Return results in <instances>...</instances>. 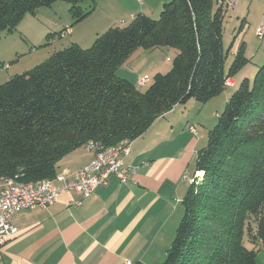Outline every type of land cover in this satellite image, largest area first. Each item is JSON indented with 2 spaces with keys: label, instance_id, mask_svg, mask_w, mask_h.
Listing matches in <instances>:
<instances>
[{
  "label": "trees",
  "instance_id": "trees-1",
  "mask_svg": "<svg viewBox=\"0 0 264 264\" xmlns=\"http://www.w3.org/2000/svg\"><path fill=\"white\" fill-rule=\"evenodd\" d=\"M90 1L0 0V34L56 2L70 5L78 22L90 13L79 4ZM226 2L167 0L157 18L131 14L129 24L110 28L90 48L71 44L10 77L0 85V176L54 179L58 163L90 142H133L178 104L204 103L224 91L249 62L241 46L225 69ZM162 47L177 53L170 70L155 74L145 90L116 75L134 50ZM195 172L201 178L182 199L162 264H257L249 247L259 244L264 252V63L228 98L197 153Z\"/></svg>",
  "mask_w": 264,
  "mask_h": 264
},
{
  "label": "crops",
  "instance_id": "crops-1",
  "mask_svg": "<svg viewBox=\"0 0 264 264\" xmlns=\"http://www.w3.org/2000/svg\"><path fill=\"white\" fill-rule=\"evenodd\" d=\"M146 11L140 13L148 15ZM229 80L235 87L236 82ZM174 108L132 142L124 164L139 169L128 183L109 175L87 199L68 191L47 209L16 213L12 223L17 233L0 247V264L163 263L160 249L173 239L175 207L190 184L201 178L195 165L189 175L198 151L204 148L189 131L193 124L186 116L180 120ZM92 156L85 148L67 154L58 163L56 175L65 173L71 182ZM77 201L80 206H74Z\"/></svg>",
  "mask_w": 264,
  "mask_h": 264
},
{
  "label": "rangeland",
  "instance_id": "rangeland-1",
  "mask_svg": "<svg viewBox=\"0 0 264 264\" xmlns=\"http://www.w3.org/2000/svg\"><path fill=\"white\" fill-rule=\"evenodd\" d=\"M166 1L95 0L83 2L79 4L82 11H90V13L78 22H75L69 11L70 5L65 2H56L49 7L37 8L34 13H26L12 32L5 31L0 34V85L5 84L10 77L20 75L44 63L53 52L63 50L71 44H76L84 50L90 48L93 42L110 28L129 24L131 14L136 16L141 10H147V16L157 18L162 4ZM223 7L222 43L225 69L233 62L241 46L249 62L236 75L235 87L225 88L207 102L202 103L191 98L176 107L174 114H178L180 120V116L182 119L186 116L185 120L193 124L196 132L194 138L201 140L200 147H205L208 133L216 125L232 92L237 89L243 79L252 80L264 63V39L260 40L256 36V29L264 25V0H227ZM176 53L177 49L172 47L151 50L138 48L131 53L128 59L118 65L116 75L133 84L145 74L150 76V80L141 88L143 91L151 85L155 74H165L170 70L171 59ZM167 58L170 61H167ZM194 165L193 162L189 178L192 177ZM131 167L139 169V166L132 165ZM185 180H188L187 173L182 177V182L186 183ZM175 211V221L171 226L173 238L183 215L182 204H179L177 209L175 207ZM172 241L170 240L161 247L160 260H165L164 256L171 247ZM249 248L256 252L257 264H264V252L261 246L259 244L250 245Z\"/></svg>",
  "mask_w": 264,
  "mask_h": 264
},
{
  "label": "built area",
  "instance_id": "built-area-1",
  "mask_svg": "<svg viewBox=\"0 0 264 264\" xmlns=\"http://www.w3.org/2000/svg\"><path fill=\"white\" fill-rule=\"evenodd\" d=\"M256 36L260 40L264 39V25L256 29ZM149 80L150 77L145 75L137 81L136 86L142 88ZM225 86L229 88L234 84L228 79ZM189 131L195 136L193 127H189ZM131 145L132 142L127 140L109 147L90 142L85 149L92 152L93 156L74 173L71 182L66 181L65 173L57 174L54 179L35 183L0 176V247L17 233V228L12 223L16 213L22 210L47 209L61 194L68 191H75L82 199H87L98 186L106 183L109 175H115L122 184L128 183L136 173V168L124 164ZM54 181L60 182L61 186L55 185ZM80 205L81 201L74 203V206Z\"/></svg>",
  "mask_w": 264,
  "mask_h": 264
},
{
  "label": "bare ground",
  "instance_id": "bare-ground-1",
  "mask_svg": "<svg viewBox=\"0 0 264 264\" xmlns=\"http://www.w3.org/2000/svg\"><path fill=\"white\" fill-rule=\"evenodd\" d=\"M199 176L201 177V174H199Z\"/></svg>",
  "mask_w": 264,
  "mask_h": 264
}]
</instances>
